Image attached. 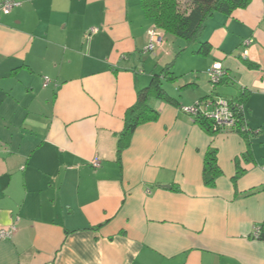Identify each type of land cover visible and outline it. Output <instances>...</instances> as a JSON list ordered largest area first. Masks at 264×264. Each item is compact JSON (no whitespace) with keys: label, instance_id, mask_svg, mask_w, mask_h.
<instances>
[{"label":"crops","instance_id":"1","mask_svg":"<svg viewBox=\"0 0 264 264\" xmlns=\"http://www.w3.org/2000/svg\"><path fill=\"white\" fill-rule=\"evenodd\" d=\"M13 1L0 10V229H15L0 264H264V0L212 15L204 54L165 34L145 52L141 0ZM214 61L226 76L211 93ZM168 64L176 104L152 101L158 118L118 162L126 110ZM210 95L242 99L251 134H209L180 108Z\"/></svg>","mask_w":264,"mask_h":264},{"label":"trees","instance_id":"2","mask_svg":"<svg viewBox=\"0 0 264 264\" xmlns=\"http://www.w3.org/2000/svg\"><path fill=\"white\" fill-rule=\"evenodd\" d=\"M251 0H189V7L185 11L179 9L178 0H141V4L146 15L153 20L156 28L163 34L179 38L184 41L183 50L187 44L200 39L206 21L215 13L230 14L236 9H244ZM206 42L200 44L197 53L204 54L203 50ZM170 66H166L162 72L154 74L148 85L137 91L136 101L130 106L124 117V127L117 135V160L120 161L121 152L130 142L134 130L142 123L155 121L158 118V112L152 105L154 100H162L168 103L176 104V100L170 97L166 90L162 88L164 81H173L176 76L170 71ZM223 79V78H222ZM220 83V82H219ZM208 97V96H207ZM205 98V97H204ZM202 98V99H204ZM242 99L230 101L233 111L236 113V122L234 129L236 132L247 136L253 129L248 126L247 131H240V127L247 124L244 120L243 111L235 108V103L242 104ZM195 121L209 134L218 133L219 127L213 123V120L203 115L195 116ZM233 130V129H232ZM217 164L216 149L209 146L204 155L203 162V182L206 186L212 187L216 179L221 175ZM243 170L237 168L233 177L235 181ZM253 230L252 237L264 241V221Z\"/></svg>","mask_w":264,"mask_h":264},{"label":"built area","instance_id":"3","mask_svg":"<svg viewBox=\"0 0 264 264\" xmlns=\"http://www.w3.org/2000/svg\"><path fill=\"white\" fill-rule=\"evenodd\" d=\"M18 2L13 0H2L0 1V10L7 14L10 12L11 8L18 5ZM98 31V28H90L86 36H90L92 33ZM163 41V33H161L156 26L152 27L148 35V44L145 48V52H152L156 46L161 45ZM208 84L210 92L212 93L219 82L226 76V70L223 68L221 62L214 61L207 69ZM49 83V78L44 77L43 85L46 86ZM235 108L238 111L243 110L242 104L235 103ZM182 111L191 114L192 116L203 115L206 118L213 120V123L220 128L218 132L225 131H235L234 124L236 122V113L230 105L229 100L224 98H214L211 95L205 97L204 99L197 100L189 106H181ZM246 122V120H244ZM233 129V130H232ZM247 124H243L240 127V131H247ZM90 164L93 168H98L100 166V159L94 157L91 159ZM14 226H9L7 228L0 229V239L10 237L11 233L14 231ZM256 230V229H254ZM257 230L254 232V234Z\"/></svg>","mask_w":264,"mask_h":264},{"label":"rangeland","instance_id":"4","mask_svg":"<svg viewBox=\"0 0 264 264\" xmlns=\"http://www.w3.org/2000/svg\"><path fill=\"white\" fill-rule=\"evenodd\" d=\"M190 2H189V0H178V4H179V9L181 10V11H185V10H187L188 9V7H189V4ZM174 40L175 41H177V42H179V43H177V44H183V46H184V41L182 40V39H179V38H174ZM202 41L203 40H200V39H198L197 41H195V42H192L191 44H187L186 45V47H187V53L188 52H190L191 50H196V49H198L199 48V46H200V44L202 43ZM176 50H178V51H180V48H176ZM184 59V61L182 62V61H179L178 62V64H177V68H178V70H181V71H184V72H182V73H185L186 71H188V60H186L185 59V57H183ZM188 73V72H187ZM183 76L185 75V74H182ZM188 75V74H187ZM151 77V76H150ZM166 87H167V83H163L162 84V88L163 89H165L166 91H167V89H166Z\"/></svg>","mask_w":264,"mask_h":264}]
</instances>
